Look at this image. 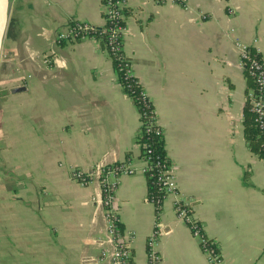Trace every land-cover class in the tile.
<instances>
[{
  "label": "crops",
  "instance_id": "crops-1",
  "mask_svg": "<svg viewBox=\"0 0 264 264\" xmlns=\"http://www.w3.org/2000/svg\"><path fill=\"white\" fill-rule=\"evenodd\" d=\"M126 1L123 52L153 104L192 218L227 264H264V156L245 137L255 88L236 46L257 47L264 61V0ZM104 5L6 0L0 178L20 202L38 206L49 227V264H108L100 259L107 246L94 189L76 183L72 169L130 162L139 170L121 175L113 201L122 238L131 242L130 264H150L155 229L158 264H209L175 198L166 197L159 214L148 202L139 110L106 46L92 37L58 42L76 21L103 28Z\"/></svg>",
  "mask_w": 264,
  "mask_h": 264
},
{
  "label": "built area",
  "instance_id": "built-area-1",
  "mask_svg": "<svg viewBox=\"0 0 264 264\" xmlns=\"http://www.w3.org/2000/svg\"><path fill=\"white\" fill-rule=\"evenodd\" d=\"M153 2L156 4L172 2L182 7L188 6V0H153ZM126 7V0H105V24H110L106 49L113 60L115 59L119 62H127L123 52V37L125 32L124 10ZM101 29L93 27L88 23L76 21L73 22L67 30L61 31L58 34V42L62 43L64 41L84 39L87 37L96 39L94 33ZM236 46L240 56L239 64L246 70L248 77L254 83L255 89L248 97L249 110L253 114L255 124L264 138V61L259 57V49L257 47H253L240 40H236ZM125 68H127L128 74L131 77H135L131 65L126 63ZM141 101L144 103L148 102L153 106L144 89L142 91ZM139 116L141 119V129L137 137V142L139 144L144 132H149L152 128H154L157 134L163 135V129L157 123L155 109H152L151 121L146 129H143L144 122L142 121V116H144V113L139 112ZM151 151L152 150L147 149L142 157L144 161L143 172L148 180L151 179L152 185L156 188L155 193H148V202L155 206L156 212L159 214L163 200L168 196H173L175 198L174 204L178 217L187 223L192 234L195 238L199 239L201 248L209 264H227L216 242L208 239L200 224L192 218L190 201L181 193L171 167L167 164L164 165L152 160L150 156L152 153ZM138 170L139 169L135 168L130 162L118 164L103 162L98 164L91 171L80 168L72 169L71 177L76 183L83 188L94 189L92 202L95 205L96 213L102 215L104 221V232L101 243L107 246V248L103 250L100 259H107L108 264L131 263V242H126L122 238L121 230L118 227L119 218L113 201L121 175H131ZM158 237L159 231L155 229L147 240L150 264H158L160 261V256L156 249Z\"/></svg>",
  "mask_w": 264,
  "mask_h": 264
},
{
  "label": "rangeland",
  "instance_id": "rangeland-1",
  "mask_svg": "<svg viewBox=\"0 0 264 264\" xmlns=\"http://www.w3.org/2000/svg\"><path fill=\"white\" fill-rule=\"evenodd\" d=\"M15 188L0 178V264H49V227L41 225L36 203L20 202Z\"/></svg>",
  "mask_w": 264,
  "mask_h": 264
},
{
  "label": "trees",
  "instance_id": "trees-1",
  "mask_svg": "<svg viewBox=\"0 0 264 264\" xmlns=\"http://www.w3.org/2000/svg\"><path fill=\"white\" fill-rule=\"evenodd\" d=\"M109 27L110 24H105V26L100 30L94 33L95 37L100 40L103 46H106L108 38H109ZM126 58V57H125ZM127 62L113 60L116 69L118 70L119 78L123 87H125L126 93L134 100L135 105L137 106L139 112L144 113L142 116V121L144 122L143 129L147 128V125L151 121L152 109L153 106L150 103H144L141 101L143 87L136 77H131L128 74L127 68H125V64L128 63L131 65V62L126 58ZM252 86V84H251ZM247 107L246 110V119H245V137L251 148V150L263 156L264 150V138L255 124L254 116ZM140 145L142 154L147 150H152L151 159L160 162L161 164H167L170 166L169 160L166 155L165 146H164V137L163 135L157 134L152 128L149 132H144L143 136L140 139ZM149 184V192L155 193L156 188L151 183V179L148 180ZM159 196V195H158ZM118 227L121 229V225ZM212 241V240H211ZM214 246V243H213Z\"/></svg>",
  "mask_w": 264,
  "mask_h": 264
},
{
  "label": "bare ground",
  "instance_id": "bare-ground-1",
  "mask_svg": "<svg viewBox=\"0 0 264 264\" xmlns=\"http://www.w3.org/2000/svg\"><path fill=\"white\" fill-rule=\"evenodd\" d=\"M6 23V0H0V41L5 31Z\"/></svg>",
  "mask_w": 264,
  "mask_h": 264
},
{
  "label": "water",
  "instance_id": "water-1",
  "mask_svg": "<svg viewBox=\"0 0 264 264\" xmlns=\"http://www.w3.org/2000/svg\"><path fill=\"white\" fill-rule=\"evenodd\" d=\"M98 29H101V28H98ZM4 35V34H3ZM2 39H3V36L1 38V41H0V44L2 43ZM25 90L24 88H16V89H13L12 92L15 93V92H21Z\"/></svg>",
  "mask_w": 264,
  "mask_h": 264
}]
</instances>
